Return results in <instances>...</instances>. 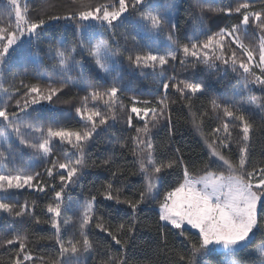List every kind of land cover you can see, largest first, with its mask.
<instances>
[{
  "label": "snow or ice",
  "instance_id": "1",
  "mask_svg": "<svg viewBox=\"0 0 264 264\" xmlns=\"http://www.w3.org/2000/svg\"><path fill=\"white\" fill-rule=\"evenodd\" d=\"M73 2L75 7L64 16L48 17L49 21L65 20L73 23V39L68 41L65 37L54 41L42 36L46 21L42 18L33 20L26 3H22V0H0V94L4 97L0 100V126L4 129L0 131V137L7 141L9 136L14 135L19 145L32 150L50 164L45 170L47 176L52 179L58 176L60 181L58 190L55 184L51 185L53 202L46 206L50 216L45 221L55 230L58 255L50 260L35 256L29 246V237L16 233L10 239L0 238V246L18 245L7 264H37V261L40 264H79L80 255L93 249L89 238V227L93 224L101 232L107 233L123 251L127 247V240L118 238V234L126 232L128 238H132V233L136 230V213L147 200L157 202L162 228L170 226L173 230H179L180 236L188 239L190 254L178 255L177 264H264V164L251 168L248 166L254 129L239 103H218L213 100L210 110L200 114L199 123H196L198 128L203 124L204 117L210 114L220 121L212 129L211 139L205 141L209 161L202 174L193 175L179 155L167 162L158 161V146L150 135V126L155 127L161 119L171 122L167 99L169 87L179 93L180 99L189 101L186 106L190 111L192 98L203 93L204 86L201 83L180 80L175 76L165 78V66L170 62L178 60L185 67L189 64H203L209 71L220 70L219 65L222 64L225 66V74L229 69L239 74L243 80L240 89L259 85L264 90V5L257 10L254 3L244 0L237 3L235 8H205L206 0H193L194 11L187 21L192 26V35L187 38L186 43H180L175 36L177 25L173 19L176 0ZM47 6L46 0L45 7ZM196 9L199 11L196 12ZM206 11L238 14L240 23L209 34L204 27ZM132 14L138 15L133 27V32L137 35L146 32L151 34L150 38H156L166 27L169 32L165 51H153L146 44L147 52L126 57L129 65L136 68L153 71L159 68L164 90L155 106H151V101H144V107H138V101L133 98L132 106L127 110L118 103V93L122 92L118 81L122 79L120 73L123 54L120 52V42L115 30L128 21V16ZM97 25L111 33V42L103 34L97 38ZM249 27L253 28V35L258 43H244L242 28L245 30L243 35H246ZM120 35L126 41L131 33ZM131 39L139 43L136 36H131ZM45 42L48 46L42 48L41 45ZM44 58L54 61L53 71L48 76L49 82L46 85L25 84L21 81L24 91L17 89L15 93H10L4 87V69L10 62L40 65ZM86 66L92 73L91 78L85 73ZM73 72L77 74L75 77ZM57 75L60 77L58 81L53 79ZM93 79L102 83H107L110 79L111 85L107 88L98 87L92 82ZM69 85L80 86L85 91L80 106L75 108L77 117L82 121V128L70 130L50 125L45 127L39 123L43 117L33 116L32 112L37 109L32 106L39 105L41 101L51 102L53 96H58ZM17 94L20 98L15 100V110L10 111L9 102ZM236 95L256 109L264 111V102H258L256 97L243 96L240 91ZM101 104L103 108L100 107ZM120 112L126 114L129 127L133 126L134 118L144 121V126L136 128V136L131 139V152L137 158L145 187L136 200L122 199L121 189L115 188L112 182L104 185L100 194L106 200L128 205L133 221L127 226L120 224L113 231L105 224L103 217L97 215L96 196H92L82 207L77 205L74 210V215L78 213L80 239L64 242L59 239L61 226L71 222L72 217L65 216V213L73 211L71 198L68 205L64 203L65 190L70 184L78 183L87 166L85 157L88 144L94 140L95 135H99V131L104 130L103 126L109 125L110 120L116 121ZM9 129L10 132L7 131ZM237 129L234 141L233 130ZM29 135L33 137L32 140L28 139ZM53 141L65 145L63 160L48 159L53 153ZM234 142L239 146L238 162L225 154L231 150ZM120 146L126 147L125 144ZM176 152L179 153V149ZM111 164L109 158L103 160L100 166ZM0 165L3 166V171L0 172V194H8L13 189L20 190L26 186L45 191V186L39 181L41 173L17 167V157L10 149L0 151ZM213 166H216V170H213ZM176 167L182 168V181L174 189L165 192L160 199L161 174ZM116 176L117 173L113 172V179ZM4 199L0 195V211L14 213L16 217L28 214L27 204L14 211L13 205L4 202ZM40 222L37 218L36 223ZM188 226L198 233L197 242H192L186 236ZM258 235L260 241L254 243ZM110 264H127V261L122 257H115L110 260Z\"/></svg>",
  "mask_w": 264,
  "mask_h": 264
},
{
  "label": "trees",
  "instance_id": "2",
  "mask_svg": "<svg viewBox=\"0 0 264 264\" xmlns=\"http://www.w3.org/2000/svg\"><path fill=\"white\" fill-rule=\"evenodd\" d=\"M104 0H93V3H102ZM162 2V0H161ZM244 0H206L204 7L211 6L213 8H223L231 6L236 7L237 3ZM254 3L258 10L264 5V0H249ZM26 3L29 14L33 20L42 18L46 21L45 30L42 36L52 40L67 38L68 41L73 39L74 24L65 20L49 21L50 15L64 16L69 10L75 7L73 0H47L49 6L45 7L46 0H22ZM177 7L173 19L177 25L175 36L180 43H186L187 38L192 35V26L187 23L192 15L193 0H176ZM196 12L199 10L196 9ZM238 14L226 15L222 12H205L204 27L209 32L219 31L220 28L231 27L233 24L240 23ZM138 20L137 14L128 16V21L117 28V39L120 42L121 57V73L122 79L118 81L122 92L118 93L119 104L130 110L132 100L138 101V107H144V101H151L155 106V102L163 95L162 81L160 78L159 68L139 69L129 65L126 57L128 55L135 56L148 51L145 45H150L153 51L163 52L167 47V35L169 29L166 27L164 31L156 38H150L151 34L142 32L137 35L133 32L135 22ZM130 21V22H129ZM97 38L103 34L105 39L111 42V33L105 32L104 29L96 26ZM131 33L125 41L120 34ZM242 28V39L246 45L258 43L253 35V28L249 27L246 35ZM131 36H136L139 43L134 42ZM27 39V37H25ZM47 43L41 45L47 48ZM233 47H235L233 45ZM79 59V57H77ZM54 61L43 59L40 65L20 62H10L5 66L3 83L10 93H15L17 89L21 92V81L25 84L46 85L48 76L52 74V65ZM219 64V62H217ZM224 65L220 64V70H207L203 64H189L181 66L179 61L170 62L165 66L164 77L170 78L175 76L180 80H190L192 82L201 83L204 86L203 93H198L191 100V111L186 106L189 101L180 99L179 93L171 87L167 90L168 102L171 114V122L161 119L155 126H150V135L154 143L158 146L156 159L158 161L167 162L169 159L175 158L177 155L182 156L187 164L189 171L193 175L202 174L205 165L209 161V154L206 150V140L211 139L212 129L220 124L214 115L204 117L203 124L198 128L200 114L209 111L213 100L218 103L225 101L238 102L243 108L246 119L253 125V135L250 148L249 168L252 166H260L264 164V111L256 109L253 105L242 101L240 96L236 95L240 91L243 96H253L258 102H264V90L259 85H249L248 89H240L243 84L238 73L232 72L230 69L227 74L223 71ZM258 71V70H257ZM85 73L90 78L92 73L85 67ZM75 77L77 74L72 73ZM54 80L60 77L54 76ZM93 83L98 87L107 88L111 85V80L102 83L93 79ZM85 95V91L80 86L69 85L63 89L58 96H53L52 101H41L39 105L32 107L37 109L32 112L33 116H42L39 123L45 127L52 126L54 128H67L70 130L81 129L82 121L77 117L75 108L81 104V98ZM0 94V100H3ZM19 95H15L10 101V111L15 110V100L19 99ZM103 108V105H100ZM31 112L32 109H29ZM195 117V123H194ZM144 121L134 118L133 126L129 127L126 123V114L118 113L116 121H109L108 126H103L104 130L99 131V135H95L94 140L86 147V162L78 183L70 184L65 190V205L69 204V198L73 202V211H68L65 216L72 217L68 225L61 226L59 239L67 242L71 239H80L79 237V221L78 213L74 215L77 205L82 207L85 202L96 196L95 208L97 215L103 217L106 225L110 226L113 231L120 224L127 226L133 221L131 211L126 204H117L114 200L104 199L100 194L103 186L108 182H112L115 188L121 189V198L136 200L139 193L144 190L145 181L139 173V164L137 158L131 152V139L136 136V128H142ZM0 126V131H3ZM10 132V129L7 130ZM238 133L233 130V140H236ZM7 134V132H6ZM32 140L31 135L28 136ZM53 153L48 158L63 160V149L65 145H61L58 141H53ZM125 144L126 147H121ZM70 147V146H68ZM238 144L233 143L231 150L226 151L234 162H238L239 152ZM10 149L12 154L17 157V167L28 169L41 173L39 177L40 184L45 186V191H39L37 188H27L20 190H11L8 194H0L5 197L4 202L13 205L14 211L19 210L25 204L28 205V214L23 217H16L13 214L0 211V238H11L14 234L20 233L26 235L30 240V249L35 256H42L45 260L54 259L58 255L59 245L56 243L57 237L55 230L50 224L45 223L49 219L50 214L47 213L46 206L53 202V192L51 185L55 184L57 190L60 186L58 176L55 179L49 178L46 174V168L50 167L40 156L35 155L32 150L26 149L19 145L14 135L9 136L5 141L0 137V151ZM179 149V153L176 152ZM74 151V150H73ZM71 154V153H69ZM111 159V166H100L105 159ZM214 169V167H213ZM3 166L0 165V172ZM113 172L117 173L113 179ZM162 182L160 189V199L163 194L178 186L182 181V168L166 170L162 174ZM36 184V181L33 182ZM158 204L156 201L147 200L141 204L135 216L136 230L129 239L126 232L119 233L118 238L127 240V247L122 251L120 245H116L107 233L101 232L95 228V225L89 227V238L93 243V249L88 253L80 255L79 264H110V260L115 257H122L127 264H177L178 255H189L190 246L185 236H180L171 229V227L162 228V222L158 217ZM41 222L36 223V219ZM186 236L192 242L198 241V235L192 231H188ZM166 241V243H165ZM260 237L257 236L254 243H259ZM17 246H0V264H7L9 257L15 254ZM37 264H40L37 261Z\"/></svg>",
  "mask_w": 264,
  "mask_h": 264
},
{
  "label": "rangeland",
  "instance_id": "3",
  "mask_svg": "<svg viewBox=\"0 0 264 264\" xmlns=\"http://www.w3.org/2000/svg\"><path fill=\"white\" fill-rule=\"evenodd\" d=\"M206 150H207V152H208V154H209L208 148H206ZM213 167H214L213 170H216V166H213ZM157 210H158V212H159V208H158ZM188 227H189V230H190V231H192V232H194V233H196V234L198 235V233L196 232L195 229H190V226H188ZM174 231L179 232V230H174Z\"/></svg>",
  "mask_w": 264,
  "mask_h": 264
}]
</instances>
